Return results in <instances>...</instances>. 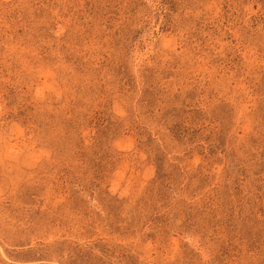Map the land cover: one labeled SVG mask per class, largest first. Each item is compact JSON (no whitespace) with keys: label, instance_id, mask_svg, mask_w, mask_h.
<instances>
[{"label":"rangeland","instance_id":"obj_1","mask_svg":"<svg viewBox=\"0 0 264 264\" xmlns=\"http://www.w3.org/2000/svg\"><path fill=\"white\" fill-rule=\"evenodd\" d=\"M0 264H264V0H0Z\"/></svg>","mask_w":264,"mask_h":264}]
</instances>
